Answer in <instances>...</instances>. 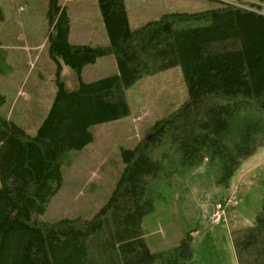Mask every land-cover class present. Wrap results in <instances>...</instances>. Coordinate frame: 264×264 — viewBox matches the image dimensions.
<instances>
[{
    "label": "trees",
    "instance_id": "obj_1",
    "mask_svg": "<svg viewBox=\"0 0 264 264\" xmlns=\"http://www.w3.org/2000/svg\"><path fill=\"white\" fill-rule=\"evenodd\" d=\"M215 1L210 9L166 13L132 29L125 0H97L109 43L91 45L70 42L69 13L49 0L47 48L58 67L57 89L35 134L2 113L0 91V264L192 258V232L151 251L144 218L177 195L196 169L227 184L264 146V0ZM2 20L0 8V28ZM109 55L117 73L85 82L84 68ZM64 65L75 88L61 78ZM175 66L187 86L185 103L159 116L135 147L121 148L123 170L105 203L88 218H45L72 164L69 152L93 142V126L131 114L127 90L137 81ZM11 67L0 42V76ZM232 236L237 264H264V201L254 224Z\"/></svg>",
    "mask_w": 264,
    "mask_h": 264
},
{
    "label": "rangeland",
    "instance_id": "obj_2",
    "mask_svg": "<svg viewBox=\"0 0 264 264\" xmlns=\"http://www.w3.org/2000/svg\"><path fill=\"white\" fill-rule=\"evenodd\" d=\"M48 3L49 0H0L3 13L0 42L12 66L8 74L2 75L4 107L11 120L31 135L36 133L45 114L42 112L50 108L57 89L58 67L47 48ZM59 3L72 15L73 34L82 32L83 25L89 24L91 28L85 35L94 31L90 37L102 44L107 32L102 26L97 0H59ZM217 3L215 0H125L132 29L166 13L199 12ZM94 69V75L85 73V82L115 74L104 72L109 66L103 63ZM61 78L68 88L77 86L71 69L65 65ZM187 97L180 66L144 77L131 86L127 90L131 114L93 126V142L82 150L69 152L73 162L65 169L63 186L52 198L45 218L91 217L105 203L123 170L121 148L135 147L159 116L181 107ZM24 107L31 114L21 115ZM231 190H237L238 206L226 207V223L212 224L210 217L217 204ZM263 201L264 146H261L241 162L227 184L216 183L203 167L196 169L178 194L159 204L144 218L142 226L151 251L177 245L185 234L192 232V258L186 264H236L232 232L252 226Z\"/></svg>",
    "mask_w": 264,
    "mask_h": 264
},
{
    "label": "crops",
    "instance_id": "obj_3",
    "mask_svg": "<svg viewBox=\"0 0 264 264\" xmlns=\"http://www.w3.org/2000/svg\"><path fill=\"white\" fill-rule=\"evenodd\" d=\"M65 1H68V0H65ZM69 13V12H68ZM69 16H70V19H71V24H70V33H69V40L71 41H82V43H80V44H91V45H107L108 43H109V38H108V36L107 35H105V37L103 38V42H102V44H99L98 43V41H100V40H93V38H91L92 37V35H93V32L92 33H90V35L89 36H87V35H85V34H87L88 32H89V28H91L90 27V25L88 24V25H83V27L81 28V30H82V32H80V31H75L74 32V34L72 33V22H73V18H72V15L69 13ZM130 20V19H129ZM102 26H103V28H104V23H103V21H102ZM105 29V28H104ZM84 36H87V37H84ZM91 36V37H90ZM74 39V40H73ZM79 39H81V40H79ZM44 42H45V40H44ZM44 42H43V44H44ZM43 44H41V45H43ZM75 44V43H74ZM106 64L107 66H109V69L108 70H103L104 72H107V73H116L117 71H118V69H117V63H116V60H115V58L112 56V55H109V56H106V57H103V58H100L99 60H97V62L96 63H94V64H90V65H87L85 68H84V70H83V73H82V77H83V80H85V73H88V74H90V73H92L93 75H94V72H96V71H94L95 69V67L96 66H98L99 64ZM109 71V72H108ZM111 75V74H110ZM3 80V76L2 77H0V91H1V93H3L2 91H3V88H2V86H1V81ZM85 81H87V80H85ZM20 89V88H19ZM14 104V103H13ZM12 104V105H13ZM6 105V102H5V104H4V106ZM2 107V109H1V111H2V113L7 117V118H9V119H11V116L9 115V111H7V109H6V107ZM23 106V105H22ZM27 106V104L25 105V107ZM25 107L20 111V114L21 115H24L25 113H30L31 114V112L32 111H28V110H25ZM49 110V109H48ZM48 110H44V111H46V112H42V113H45L43 116H42V118H44L45 116H46V114H47V112H48ZM34 113H37V112H35L34 111ZM35 116H37V114H35ZM72 162H73V160H72ZM236 264H237V262H236Z\"/></svg>",
    "mask_w": 264,
    "mask_h": 264
},
{
    "label": "built area",
    "instance_id": "obj_4",
    "mask_svg": "<svg viewBox=\"0 0 264 264\" xmlns=\"http://www.w3.org/2000/svg\"><path fill=\"white\" fill-rule=\"evenodd\" d=\"M237 190H231L229 196L220 204H217L214 213L211 215L210 220L214 225H220L226 223L225 209L228 206H238Z\"/></svg>",
    "mask_w": 264,
    "mask_h": 264
}]
</instances>
